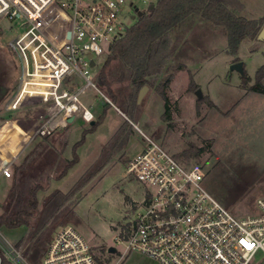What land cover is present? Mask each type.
<instances>
[{"label":"built area","instance_id":"2783aa9c","mask_svg":"<svg viewBox=\"0 0 264 264\" xmlns=\"http://www.w3.org/2000/svg\"><path fill=\"white\" fill-rule=\"evenodd\" d=\"M156 2L0 0V19L19 29L11 48L20 55L23 68L7 108L16 113L27 106H32L25 109L28 113L47 110L40 123L25 117L30 140L69 128L71 118L96 121L81 100L88 88L100 91L93 77L96 58H107L130 27L127 19ZM105 102L118 109L107 96ZM145 138L146 148L128 162L127 172L152 192L116 237L126 245L123 256L137 253L154 264H264V198L257 200L255 215H237L213 192L203 168L181 164L160 144ZM230 148L239 161L264 160V150L257 144L246 145L233 137L221 150ZM12 164L13 160L0 159V178L12 177ZM0 248L12 264H30L1 233ZM41 264L106 263L74 226H65L54 234Z\"/></svg>","mask_w":264,"mask_h":264},{"label":"rangeland","instance_id":"374dc122","mask_svg":"<svg viewBox=\"0 0 264 264\" xmlns=\"http://www.w3.org/2000/svg\"><path fill=\"white\" fill-rule=\"evenodd\" d=\"M244 1L248 8L264 11V0ZM143 9L142 12L149 10L145 7ZM135 20L127 19V23L132 25ZM18 33L19 29L12 26L7 19H0V59H4L3 62L0 60V69L3 67L11 70L12 79L7 82V86H11L13 93L20 84L23 71L20 55L11 48L12 41ZM211 42L213 43V40L209 39L207 43L210 46L206 43L203 46L198 45L201 49L193 56L195 59L191 60L190 55L185 57L188 60L186 64L190 68L199 67L196 69L195 76L188 74L187 71L177 72L167 90L168 101L158 94L155 87L149 86V91L142 102L136 105L133 120L124 114L125 118L116 108L105 102V96L109 97V95L104 88L100 87V91L88 88L81 96L82 102L92 109L97 118L103 114L105 118L95 131L88 133L85 143L77 150L79 161L62 179L57 180L56 177L74 158V145L90 128V123L84 122L80 117L76 118L68 129L58 130L53 137L54 140L38 137L19 162V165H22L28 160L32 150L37 145H42L39 156L32 158V170L26 172L29 178L24 179L31 189L38 183L46 187L38 194L40 208H42L47 198L54 192L71 191L85 173L99 162L104 147L110 144L118 129L125 122L131 126L133 134L126 148L118 153L77 195L79 202L74 210V219L66 225L74 226L92 245L95 255L106 264H154L137 253L124 257L126 245L116 241V237L123 234L128 224L136 218L145 199L152 192V188L127 172L128 162L146 148L145 137L160 144L172 156H178L189 148L193 152L205 149L201 155L194 156L192 159L175 158L185 166L195 165L203 168L213 192L237 215L248 216L257 213L256 202L264 198V160L261 163L239 161L231 148L221 150L233 136L223 129L222 113L216 110L211 98L223 109L234 100L241 99L239 85L248 88L256 83V73L264 65V40L262 43H257L245 39L239 47L238 54L232 56L233 62H244L247 75L252 77L245 85L241 82V74L231 71V64L228 63L231 55L226 49L227 40L217 38L213 50L221 51L225 48V51L213 57L209 55L212 50ZM105 61L106 57L96 58L97 64L93 70L95 80ZM168 65L172 72L176 64L169 59ZM168 75L166 72L162 73L157 83L163 81ZM262 84L264 85V79ZM198 89L203 94L201 99L196 95ZM11 96L6 102L0 104V130L3 129L0 135L5 137L3 141L8 138L4 133L8 128H12L7 122L14 117L18 123L27 125L25 117L28 118L29 113L25 109L32 108L27 106L18 113L9 111L7 105ZM242 103L233 111L235 119L242 111L241 107L244 104ZM115 105L120 110V105ZM167 107L170 110L169 117H165ZM215 117L219 121H213ZM25 127L28 129L27 126ZM255 144L264 150L261 148L262 142L258 141L253 145ZM52 149L63 157L57 154L51 155ZM235 173H238V176H234ZM15 177L13 172L11 178L0 180V215L6 209V198ZM35 222L36 218L33 219L32 224L34 225ZM62 227L64 226L58 227L54 234ZM31 231L32 226L12 230L0 229L4 240L13 246L19 241L26 244L30 239ZM111 248H116L118 251L111 253ZM0 253L4 256L1 248ZM6 260L3 264H12L7 258Z\"/></svg>","mask_w":264,"mask_h":264},{"label":"trees","instance_id":"16d2710c","mask_svg":"<svg viewBox=\"0 0 264 264\" xmlns=\"http://www.w3.org/2000/svg\"><path fill=\"white\" fill-rule=\"evenodd\" d=\"M239 0H159L155 7L143 12L134 23L127 28L125 35L118 39L108 54L97 77V84L104 88L113 103L120 105V110L130 119H134L135 108L140 90L144 86L155 87L158 94L168 101V93L174 76L185 69L182 64L173 66L169 70L168 60L171 52V32L180 23L193 15L209 21L216 26H222L228 34V54L236 56L241 43L245 39H255L264 26V17L247 19L239 16L236 11L242 10ZM172 68V67H171ZM169 75L157 83L162 73ZM264 65L256 73V83L250 87L251 91L264 93ZM251 78L244 71L242 82L245 85ZM194 85V83H193ZM167 107L165 117H169ZM105 118L100 115L94 125L83 133L80 141L73 148L74 158L69 161L56 177L62 179L68 171L79 161L77 150L85 143L88 133L95 131ZM131 126L125 122L116 132L114 138L104 147L99 162L78 181L68 193L60 191L51 194L42 208L38 194L46 187L40 183L33 189L24 179L29 178L26 172L32 170V158L39 156L41 144L37 145L22 165L15 168V179L6 198V209L0 215V229H17L31 227L29 241L24 244L19 241L15 246L19 249L30 264H41L54 231L60 226H66L74 219L79 197L85 187L91 183L113 160L123 151L131 135ZM205 149L194 151L187 149L177 158L192 159L198 157ZM36 222L33 225V219ZM1 264L6 260L2 256Z\"/></svg>","mask_w":264,"mask_h":264},{"label":"crops","instance_id":"0c3cea01","mask_svg":"<svg viewBox=\"0 0 264 264\" xmlns=\"http://www.w3.org/2000/svg\"><path fill=\"white\" fill-rule=\"evenodd\" d=\"M240 1L243 4V9L240 11H236V13L239 16L245 17L247 19H260L264 17V11L258 9L252 10L251 7L248 8L247 3L244 0H240ZM219 37H221L223 40L226 39L228 44V34H227V30L224 27L216 26L209 21H205L201 19L198 15H193L190 18L183 21L182 23H180L171 32L172 48H171L170 59L173 61L174 64L184 65L185 69L182 70L183 72L187 71L188 74L191 73L193 76H195V73L197 71L196 69H198L199 67H196L194 69L190 68V66L186 64L188 60L185 57L190 55L191 60L195 59L193 58V56H195L197 54V51L201 49V47H199L198 45L203 46L204 43H206L207 45L209 39H212L214 43L213 44L211 42L212 50L210 51L209 54L210 57H213V55L215 56L220 52H224L225 48L224 50L221 51L213 50L215 41ZM249 40L257 43L259 42L262 43L263 41L262 39L259 38V36L255 39H249ZM226 49L228 50V46ZM233 59L234 58L230 56L228 63L231 65L234 64L235 62H233ZM242 63L244 65V62ZM244 70H245V65H244ZM249 77L252 78L251 75ZM252 86L253 85H251L250 87ZM250 87L247 88L239 85V89L241 90V99L239 101L234 100L227 107H224L223 109H221L216 104L213 98H211L210 96L209 97L211 98V101L214 103L216 110L222 113L221 124L224 130L230 133L234 138L244 141L243 143L246 145H252L254 143H257L258 141H262L261 148L264 149V93L251 91ZM242 101H244L243 102L244 104L242 103ZM240 103L243 104V107H241L242 111H240V115H238V118L235 119V115H233V111L236 109L237 106H241ZM117 110L125 117L124 113L121 110L119 109ZM46 112L47 110L44 108L32 109V111L29 113L30 116L29 121L40 123L41 122L39 121L41 120L40 115H45ZM216 118L217 117H215V120L213 121H219ZM7 123H9V125H11L12 128H8V130L6 129L7 131L4 133L8 137L6 141H3L5 137H1L0 135V159L4 161L13 160V164L11 168L12 171L14 172L15 168L20 166L19 162L22 156L26 154V152L30 149V146L36 141L37 138L34 140H30L29 137L26 136V131H25L26 125L18 123L13 118H11V120L8 121ZM10 129L13 131H11ZM2 130H0V134ZM53 137L54 136L48 138L54 140ZM54 150L55 149L51 150L53 152L51 153V155L57 154L61 158L63 157L60 153H57ZM2 179H8V178L5 177L0 178V180Z\"/></svg>","mask_w":264,"mask_h":264},{"label":"water","instance_id":"95a60500","mask_svg":"<svg viewBox=\"0 0 264 264\" xmlns=\"http://www.w3.org/2000/svg\"><path fill=\"white\" fill-rule=\"evenodd\" d=\"M156 1H159V0H156ZM155 7V4L152 5L149 9H153ZM143 14L142 11H138L137 14H135L132 19L135 20L138 16H141ZM259 38L264 40V26L263 28L261 29L260 33H259ZM231 70L232 71H237L239 72L241 75H244V65L242 62H237V63H234L231 65ZM149 91V86H144L140 92H139V95H138V101L137 103L140 104L143 100V98L145 97V95L147 94V92ZM196 95L199 99H201L203 97V94H202V91L201 90H197L196 92ZM74 121V118H71L70 119V122H73ZM95 122H92L91 125H94ZM110 252L111 253H116L117 252V249L116 248H111L110 249ZM0 264H1V258H0Z\"/></svg>","mask_w":264,"mask_h":264},{"label":"flooded vegetation","instance_id":"af4514ba","mask_svg":"<svg viewBox=\"0 0 264 264\" xmlns=\"http://www.w3.org/2000/svg\"><path fill=\"white\" fill-rule=\"evenodd\" d=\"M1 61L4 59H0ZM3 62V61H2ZM11 70L3 68L0 69V104L6 102L13 93L11 86H7V82L12 79L10 75Z\"/></svg>","mask_w":264,"mask_h":264},{"label":"snow or ice","instance_id":"6c2138e0","mask_svg":"<svg viewBox=\"0 0 264 264\" xmlns=\"http://www.w3.org/2000/svg\"><path fill=\"white\" fill-rule=\"evenodd\" d=\"M250 246V245H249Z\"/></svg>","mask_w":264,"mask_h":264}]
</instances>
